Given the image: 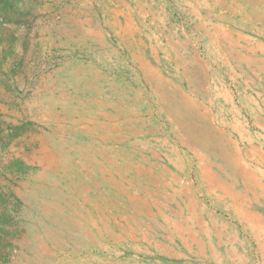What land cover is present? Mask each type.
<instances>
[{"label": "rangeland", "instance_id": "obj_1", "mask_svg": "<svg viewBox=\"0 0 264 264\" xmlns=\"http://www.w3.org/2000/svg\"><path fill=\"white\" fill-rule=\"evenodd\" d=\"M244 2L0 0V264H264V21ZM170 87L218 154L180 141Z\"/></svg>", "mask_w": 264, "mask_h": 264}, {"label": "bare ground", "instance_id": "obj_2", "mask_svg": "<svg viewBox=\"0 0 264 264\" xmlns=\"http://www.w3.org/2000/svg\"><path fill=\"white\" fill-rule=\"evenodd\" d=\"M244 4H245L244 6L245 11L244 9L243 11H244V16H246L245 19L254 23L264 21V0H245ZM222 38H219V40ZM217 42L219 44L223 43L222 41L221 42L217 41ZM221 50L225 52V56L227 58H230L236 62L237 67L241 70L242 73L247 74L246 76H248L249 73H251L249 75V78L251 80L256 81V78H259V76H257L256 74L257 70L254 69V67H252L254 64L251 62V60L244 59V57H242L238 52L232 51L231 49L225 46L221 47ZM185 74L190 87H192L191 86L192 72H190L189 69H187L185 71ZM166 83L167 85H171L168 82ZM160 92L162 93L161 107H164L165 111L167 112L168 119L170 120L173 126V131L178 134L180 141L183 144H185L188 148L194 149V151L199 149V150L210 151L211 154L213 153L218 154L217 140L212 131L211 125L209 124L210 127H208L207 121L203 123L204 121L199 122L196 119L195 110H194L195 107L190 105L187 96L185 94L183 95L181 91H179L177 88L174 87H170V92H167L166 90H164V88L161 89ZM200 155L202 154L200 153Z\"/></svg>", "mask_w": 264, "mask_h": 264}, {"label": "crops", "instance_id": "obj_3", "mask_svg": "<svg viewBox=\"0 0 264 264\" xmlns=\"http://www.w3.org/2000/svg\"><path fill=\"white\" fill-rule=\"evenodd\" d=\"M245 201V200H244ZM250 208H252L253 209V207L252 206H250ZM255 214V213H254ZM247 215H249V214H245V212L243 211V216L245 217V218H247ZM248 220H252V221H254V222H252V223H255V221L257 220V222H259L256 226H257V231L258 230H262V228H263V226H264V220L261 218V217H257L256 218V216H249L248 218H247ZM253 225H255V224H253ZM253 225H250L251 227H253Z\"/></svg>", "mask_w": 264, "mask_h": 264}]
</instances>
